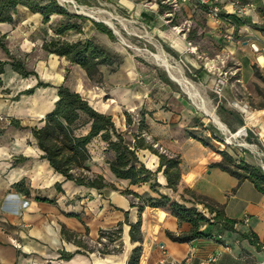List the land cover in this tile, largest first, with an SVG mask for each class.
Wrapping results in <instances>:
<instances>
[{
  "label": "crops",
  "instance_id": "obj_1",
  "mask_svg": "<svg viewBox=\"0 0 264 264\" xmlns=\"http://www.w3.org/2000/svg\"><path fill=\"white\" fill-rule=\"evenodd\" d=\"M250 2L252 9L250 12L247 11L246 15L248 22L238 30L239 33H246L247 29L250 35H254L264 44V33L258 30L262 27L255 26L264 22V16L260 13L264 10V0H250ZM134 10L140 21L153 31L163 44L177 47L179 50L176 51L180 55L186 53L184 42L176 39L162 20L158 5L156 10H146L139 6ZM224 12L230 13L229 8ZM221 26L228 27L225 24ZM249 26H253L252 31ZM0 34L6 35V44L9 47H18L27 53L36 49L45 56V59L39 61L40 67L31 70L35 73L33 76L23 79L6 65L4 74L0 77L1 82L6 75L21 80L34 79L32 86L27 89H33L32 94H22L24 98L14 99L13 103L22 99L21 105L14 106L9 104L10 102L0 100V118L16 120L23 127V129L15 128L7 122L0 132V264H127L131 251L138 246L142 248L139 264L169 262L200 264L208 255L216 252L220 253L216 264H259L264 260V253L242 237L244 234L252 233L258 238L259 244H264V195L257 192L248 181L238 184V181L228 174L209 168L210 164L219 161L218 157L214 156L209 146L202 145L187 135L188 130H184L186 122L183 113L165 110L162 99L152 102L148 90L142 93L132 92L129 87H125L129 84H122L117 89L112 87L114 83L111 81V75L110 78L108 77L110 80L105 82L106 87L103 88V92L99 88L95 90L82 69L71 65L64 58L48 55L42 50L43 39L50 35L51 31L42 24L39 15L32 14L24 8H18L14 24L0 23ZM236 44L238 42L234 43ZM2 52L0 49V61L4 62L6 54ZM46 60L50 62L59 60L79 69L85 82L73 87L67 75H64V70L60 69L58 73H53L52 69L46 68ZM126 60H123L122 65ZM186 61L199 82H209L210 76L201 70L193 57L189 56ZM237 64L240 67L238 80L244 87V92L253 94L256 77L252 69V60L245 63L246 69L243 62L237 61ZM261 70L264 71V68ZM116 73L114 72L112 76ZM128 75L121 81H130L135 77L133 71ZM38 83L46 84L48 87H37ZM60 85H65L78 93L96 112L111 116L114 127L119 132L127 130L125 114L128 110L140 107L144 112L152 113V117H158L152 120V117L146 115L149 120L146 121L147 137H150L166 155L180 157L181 181L177 192L174 193L166 188V179L162 172L156 175V182L159 185L156 192L150 189L148 183L132 186L126 180L116 179L107 163L114 155L105 152L106 144L99 137L92 139L88 146L90 174L101 175L112 185V188L98 191L94 188L78 186L56 173L42 158L43 153L31 129L41 127L43 124L41 120L53 110L58 99L57 87ZM226 87L228 94L230 86L226 85L224 88ZM103 97H108L110 103H107L108 101L106 102ZM175 99L184 111L188 110L183 101H179L176 96ZM244 100L241 101L243 104L246 102ZM235 106L246 112L249 124L258 127L259 136L264 142V122L256 123L252 119V111L240 104ZM259 114L264 116V111ZM33 121L36 124L32 123ZM88 130V126L83 128L81 134H87ZM138 158L146 169L151 172L157 171L159 167L157 156L143 150L138 153ZM18 183L23 184L29 196L14 187ZM203 185L206 186L204 189ZM184 189H190L197 195L207 197L223 206L225 216L237 221L233 231H224L219 226H202L201 230L211 233L212 239L182 244L172 242L166 237V231L174 234L184 233L189 230V226L186 224L180 226L174 217L160 209L146 207L139 215V200L122 193L130 191L142 198H157L158 194H163L181 203L183 202L181 195H183V199L187 201L185 204L192 206L189 197L183 194ZM37 197L52 202L38 201ZM195 207L198 211L206 213L201 205L196 204ZM139 217L142 224L141 244L132 243L129 237V225L136 223ZM246 217L247 222L244 221ZM119 224H121V236L114 243L120 248L117 253L100 255L98 250L76 253L79 248L64 241L60 234L61 228L65 227L68 231L82 236L86 244L93 243L99 239L101 231L115 230ZM160 245L163 246L164 251L159 249ZM225 245L230 246L231 252L224 249ZM62 251L72 254L71 258L60 259Z\"/></svg>",
  "mask_w": 264,
  "mask_h": 264
},
{
  "label": "trees",
  "instance_id": "obj_2",
  "mask_svg": "<svg viewBox=\"0 0 264 264\" xmlns=\"http://www.w3.org/2000/svg\"><path fill=\"white\" fill-rule=\"evenodd\" d=\"M79 3L80 0H73ZM251 4L247 0L243 5ZM197 5V4H196ZM198 6V5H197ZM200 7V6H199ZM18 8H24L32 14H37L42 19V24L47 26L51 34L43 39L42 50L48 55L66 59L71 65H76L82 69L88 80L97 84L102 82L101 68L110 69L114 73L123 63L121 55L114 53L99 45L93 38L77 39L70 41L69 35H83V24L87 18L70 13L66 8L60 6L56 0H0V23L14 24ZM202 8V7H201ZM159 13L162 14L163 6L158 4ZM204 9V8H202ZM222 22L226 26L236 29L243 26L245 21L237 18L231 13L222 12L220 15ZM92 27L100 34L106 35L114 41L111 31L102 23L92 22ZM264 31V30H261ZM47 34V33H46ZM6 35L0 36V49L8 55L10 60L0 61V77L4 74V67L9 65L11 70L25 79L35 75L33 71L25 68L22 59L12 58L6 47ZM11 57V58H10ZM254 75L257 76V68L252 65ZM1 84V78H0ZM37 87H48L46 84L38 83ZM33 89L27 90L23 95L32 94ZM57 101L54 108L44 119L41 127H34L31 133L35 138L39 149L42 151V158L45 159L50 167L58 174L62 175L66 181H72L78 186H85L102 191L112 188L101 175H91L88 162L90 154L88 146L92 139L99 137L106 144L105 152L113 153L114 157L108 161V167L113 176L118 180H126L132 186H139L148 183L150 189L156 192L159 185L156 182V175L162 172L166 179V188L176 193L181 181V159L179 156H169L158 152L153 148L155 142L149 143L146 140L148 126L145 115L152 117V113L140 112V118L135 128L130 132L131 119L126 115L127 130L119 132L115 129L111 116H106L96 112L86 100L78 93L73 92L65 85L57 87ZM227 114L242 126L243 122L234 112ZM10 125L15 128L23 129L19 122L11 120ZM89 128L87 134L82 135L81 130ZM210 134L214 132L212 126L209 128L202 126ZM232 131L236 129L231 128ZM194 138L193 134L190 135ZM219 139V138H217ZM222 142V141H221ZM208 146V143H204ZM149 151L159 159V167L156 172H151L145 168L138 158L140 151ZM221 160L209 165L210 169H218L228 174L241 184L245 181L251 183L254 189L264 195V172L257 166L248 163L241 157V154L234 148L227 147L226 150L218 152ZM19 192L29 196V192L23 188L22 183L14 186ZM60 190V186H58ZM124 195L137 198L139 215L146 207L160 209L174 217L181 226L186 224L189 230L184 233L174 234L166 231V237L175 243H190L196 240L212 239L209 232L202 231V226H219L224 231H233L237 224L236 220L225 216L224 207L213 202L207 197L197 195L190 189H184L183 194L189 197L192 206H187L186 200L181 195L182 203L171 199L167 195L158 194L157 198H142L130 191H123ZM38 201L52 202L43 198H36ZM201 205L208 213L197 210L195 205ZM141 218L134 224H130L129 237L132 243H142ZM61 237L64 241L70 242L79 248L76 253L93 252L82 240V236L61 228ZM121 236V224L118 228L111 231H101L99 239H105L107 244L114 245ZM250 244L260 249L258 238L254 234L242 235ZM264 245V244H263ZM120 248L99 251L101 254L117 253ZM142 253L141 246L135 247L129 256L127 264H139ZM72 254L64 251L60 252V259L68 260Z\"/></svg>",
  "mask_w": 264,
  "mask_h": 264
},
{
  "label": "rangeland",
  "instance_id": "obj_3",
  "mask_svg": "<svg viewBox=\"0 0 264 264\" xmlns=\"http://www.w3.org/2000/svg\"><path fill=\"white\" fill-rule=\"evenodd\" d=\"M68 1L70 0H67V2ZM232 1H236L239 5H243L247 0ZM158 4L163 6L162 14H160L162 20L170 28L171 32H173L175 38L184 42L187 48L184 55H180L178 51H176L179 50L177 47L163 44L154 32L149 30L147 26L140 21L134 10L136 6L146 10H156ZM63 7L73 14L75 12H85L94 15L96 20L99 19V22L110 20V23L114 25L117 31L115 34L113 33L115 31L106 26L114 36L115 40L112 41L106 35L95 31L92 27V22L95 21L87 18L88 21L83 24V35L81 37L78 35H69L68 37L70 41L83 39L85 37L93 38L99 45L121 55L123 60L127 59L126 62L115 71V73H117L114 76H112L113 73L110 72V69L101 68L102 82L97 84L90 81L91 86L96 88L95 90L99 88L101 92H103V88L106 87L105 82L110 80L108 79L110 75L111 81L114 83L112 87L116 89L120 88L119 86L122 84H129L125 87H129L132 92L136 91L142 93L148 90L152 102L156 99H162L165 110H171L178 114L183 113L184 122H186V124H184V130H188L187 135L193 134L194 139L202 145H204L205 142L208 143L210 151L214 153V156L218 157L219 161L221 157L218 155V152L226 150L227 147H229L237 150L241 154V157L250 164L260 165L263 162V158L261 156H256L254 152L258 151L261 154L264 151V142L259 136V129L257 126L255 127L249 124L250 122L247 118L244 119L235 106V104H243L241 101L245 99L244 101L246 102L244 104H247L252 111V119L256 123L264 122V116L259 114L261 111H264V71L257 65L255 55L251 52L250 48L241 44L247 40L254 41V39H257L254 35H250L247 29L245 31L246 33H239V30L232 26H218L208 18L204 9L191 2L184 3L182 0H119V2L118 0H80L79 3L74 2L73 5L66 3ZM248 11L250 12V10ZM260 13L264 16V10H261ZM243 20L248 22L246 16L243 17ZM253 26H249L251 31L253 30ZM255 26L262 27V29H255L264 33V31H261L264 30V22ZM227 35L232 36L234 41L228 42L225 39ZM5 42L7 43L6 39ZM237 42L238 44L234 45V43ZM6 47L12 58L23 60L25 68L28 71H31L37 66L40 67L39 61L43 58L45 59V56L36 49L27 53L18 47H9L8 44H6ZM158 52L165 54L171 65L177 67L182 72V75L199 90L209 107L213 108L211 109L216 115L218 114L217 116L219 119L227 127L229 133L233 137L230 141L231 143L228 141L227 136L216 128L209 118L193 105L181 88L170 80L167 73L151 59L150 55H148H155ZM2 54L5 53L2 52ZM189 56L190 58L193 57L201 67V70H204V72L210 76L208 83H202L197 80L196 74L187 64L186 60ZM6 57L8 58V55H6ZM6 57L4 61L10 60L9 58L6 59ZM251 60L253 65L257 68V76H255L256 83L253 88L254 93L248 94L247 91L244 92V87L238 80L240 74L238 69L240 67L237 61L243 62L246 69L247 65L245 63ZM45 66L47 69H52L53 73H58L60 69H63L64 75H67L69 83L73 84V87L85 82L84 76L79 69H75L73 66L62 63L59 60L55 62L46 60ZM131 71L135 73V77L130 81H121L125 79L126 76H129L128 73ZM222 74L225 75L227 79L230 92L227 94V87L223 88V97L220 98L214 94L213 88L216 80L220 78ZM10 76L6 75L4 81L0 84V100H5L10 102L9 104L11 105L14 104V106H19L22 104V99L13 103L15 101L14 99L16 97L18 99L24 98L25 96H21L22 93L32 86V81L34 82V79L21 80L18 77ZM91 86H89L90 90ZM174 95L179 98V101H183L187 105V111L183 110ZM107 98L108 97H105L104 100L110 103ZM147 108L149 109V107ZM190 110L192 113H190ZM142 111L143 109L140 107L128 110L127 115H129L131 119L130 132L135 128L140 118V112ZM227 112H234L237 114L240 120H242L243 125L240 126L235 123ZM151 119L155 120L158 119V117L153 116ZM145 120L147 122L149 121L146 115ZM7 122L10 123L9 118H0V132L3 130L2 128L6 126ZM32 123L36 124L35 121ZM202 126L207 128L212 126L214 132L210 134L208 131L204 130ZM232 127L236 130L232 131ZM244 127L246 128V133H244ZM145 138L149 143L153 142L150 137L146 136ZM243 143L252 147L246 148L241 146ZM153 148L165 154L156 143L153 145ZM202 187L204 189L206 186L203 185ZM205 214L208 213L206 212ZM105 244H107L105 239H98L93 243L88 242L87 246L95 251H106L112 250L114 247L117 248L115 244H108V247L105 249ZM98 253L102 255L101 252Z\"/></svg>",
  "mask_w": 264,
  "mask_h": 264
},
{
  "label": "built area",
  "instance_id": "obj_4",
  "mask_svg": "<svg viewBox=\"0 0 264 264\" xmlns=\"http://www.w3.org/2000/svg\"><path fill=\"white\" fill-rule=\"evenodd\" d=\"M184 3H194L198 6L204 8V10L207 13L208 18L216 25L220 26L224 24L220 18V15L222 12L225 11L226 8H230V13L235 15L237 18L242 19L246 16L247 11L252 9V4L247 5H239L236 1L232 0H182ZM225 39L228 42H233V37L230 35L225 36ZM244 46H248L251 50V52L255 55V61L257 65L262 69L264 67L260 66V64L257 62V59L259 56L264 57V44H262L258 39L253 40H247L241 43ZM228 85L227 79L225 78V75L222 74L220 78H218L214 84L213 92L218 97H223V88ZM244 108L251 111V109L247 106V104H240ZM240 113L244 117V119L247 118L246 112L243 110H240ZM244 133H246V128H243ZM250 148L252 146L248 145ZM256 156H261L263 158V162L260 165H257L263 172H264V151L260 154L258 151H254ZM245 222H247V217L244 219ZM230 246L225 245L224 249L227 252H231ZM159 249L161 251H164V248L162 245L159 246ZM260 250L264 253V245L260 247ZM220 256L219 252L212 253L208 255L200 264H216L218 261V258ZM168 264H175L174 262H169ZM259 264H264V260L260 262Z\"/></svg>",
  "mask_w": 264,
  "mask_h": 264
},
{
  "label": "bare ground",
  "instance_id": "obj_5",
  "mask_svg": "<svg viewBox=\"0 0 264 264\" xmlns=\"http://www.w3.org/2000/svg\"><path fill=\"white\" fill-rule=\"evenodd\" d=\"M62 6L66 3H70V1L67 2V0H57ZM75 9V8H74ZM78 9V8H77ZM85 11V10H84ZM83 13V12H82ZM84 14H87L84 12ZM94 18V15L87 14ZM96 16V15H95ZM109 16V15H108ZM99 20V19H98ZM124 21V20H123ZM122 21V22H123ZM106 22V23H105ZM104 23L110 27L114 33L116 34L117 31L113 24H111L110 20H106ZM148 54V53H147ZM150 55L151 59L160 67L162 68L168 75L169 79L172 80L174 83H176L181 90L189 97L193 105L200 110L205 116L209 118V120L218 128L222 133H224L227 136V139L231 141L233 137L229 133L227 127L222 123V121L219 119V117L216 115V113L209 107L207 101L205 98L201 95L199 90L187 79L182 75V72L177 68L171 65L170 61L168 60L167 56L163 54L162 52H158L155 55ZM257 62L261 64V66L264 67V57L259 56L257 59ZM183 93V94H184ZM211 105V104H210ZM196 109V110H197ZM241 146H244L246 148H250L248 144L243 143ZM251 150V149H250ZM253 150V149H252Z\"/></svg>",
  "mask_w": 264,
  "mask_h": 264
},
{
  "label": "water",
  "instance_id": "obj_6",
  "mask_svg": "<svg viewBox=\"0 0 264 264\" xmlns=\"http://www.w3.org/2000/svg\"><path fill=\"white\" fill-rule=\"evenodd\" d=\"M57 1V0H56ZM58 2V1H57ZM58 4L60 5V6H62L59 2H58ZM70 4H74V1L73 0H70ZM75 15H80V16H84V17H86V18H89V19H92V20H94L96 23H102L103 25H105V26H107L104 22H99L98 20H96L95 18H93V17H91V16H89V15H87V14H84V13H82V12H75L74 13ZM108 27V26H107ZM109 29H111L110 27H108ZM112 30V29H111ZM114 33V32H113Z\"/></svg>",
  "mask_w": 264,
  "mask_h": 264
}]
</instances>
